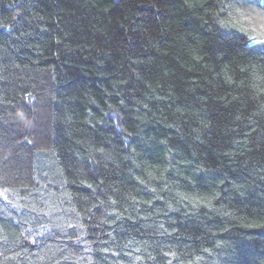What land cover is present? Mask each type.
Segmentation results:
<instances>
[{
    "label": "trees",
    "instance_id": "16d2710c",
    "mask_svg": "<svg viewBox=\"0 0 264 264\" xmlns=\"http://www.w3.org/2000/svg\"><path fill=\"white\" fill-rule=\"evenodd\" d=\"M0 264H264V0H0Z\"/></svg>",
    "mask_w": 264,
    "mask_h": 264
}]
</instances>
